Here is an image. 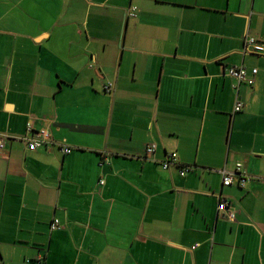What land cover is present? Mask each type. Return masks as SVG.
<instances>
[{
	"label": "crops",
	"instance_id": "1",
	"mask_svg": "<svg viewBox=\"0 0 264 264\" xmlns=\"http://www.w3.org/2000/svg\"><path fill=\"white\" fill-rule=\"evenodd\" d=\"M247 38L264 44V0H0V264H264ZM236 163L252 180L223 186Z\"/></svg>",
	"mask_w": 264,
	"mask_h": 264
},
{
	"label": "built area",
	"instance_id": "2",
	"mask_svg": "<svg viewBox=\"0 0 264 264\" xmlns=\"http://www.w3.org/2000/svg\"><path fill=\"white\" fill-rule=\"evenodd\" d=\"M127 17H135L134 9H132L131 13H127ZM245 51L247 53H252L253 55L264 56V44L259 43L252 38H247L245 40ZM256 74H257V70L253 69L251 71L252 76L249 77L247 73V69L242 65L241 66H231L226 71V75L234 78L237 81V85L234 87L237 91V95H238L239 85L243 83L247 85H252L254 83V77ZM106 91L107 92L110 91V85L106 87ZM241 108H242V104L239 101L238 96H236L234 113L240 112ZM27 132L28 133L32 132V128L30 127V125L27 126ZM37 135L40 136L39 139H29V140L27 139L28 150L30 151L35 150L40 145L44 144L48 138L46 131H40L37 133ZM3 147H4V139L0 138V149H2ZM155 149H156V145L154 144L148 145L145 149L146 155H152L155 152ZM62 151L65 153H68L69 149L63 148ZM176 162H177V155L175 153H171L166 157V160L161 163V168L163 170H168L171 164H175ZM191 170H192L191 167H183L179 170V173L181 176H185V174ZM221 176H222V185L225 187L232 185L236 181L237 185L240 188H244L246 184H248L252 180V178L243 170V166L241 163H236L232 171H227V170L221 171ZM100 183L102 184L103 181ZM217 209L218 211H225L227 209V201L225 199H221V203ZM229 219L230 220L234 219L233 212L229 213ZM59 228H60L59 221L54 220L51 224V229L55 230ZM38 262H39V259H38Z\"/></svg>",
	"mask_w": 264,
	"mask_h": 264
}]
</instances>
